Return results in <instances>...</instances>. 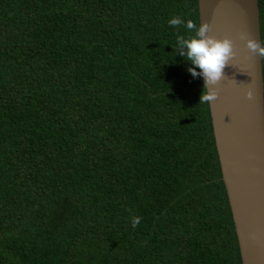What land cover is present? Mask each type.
Masks as SVG:
<instances>
[{
  "label": "trees",
  "instance_id": "obj_1",
  "mask_svg": "<svg viewBox=\"0 0 264 264\" xmlns=\"http://www.w3.org/2000/svg\"><path fill=\"white\" fill-rule=\"evenodd\" d=\"M174 15L198 0H0V264H243Z\"/></svg>",
  "mask_w": 264,
  "mask_h": 264
},
{
  "label": "water",
  "instance_id": "obj_2",
  "mask_svg": "<svg viewBox=\"0 0 264 264\" xmlns=\"http://www.w3.org/2000/svg\"><path fill=\"white\" fill-rule=\"evenodd\" d=\"M200 23L210 35L229 36L237 55L215 85L210 105L216 144L243 264H264V73L263 58L239 38L262 37L259 0H198ZM254 96L249 99L247 90Z\"/></svg>",
  "mask_w": 264,
  "mask_h": 264
},
{
  "label": "clouds",
  "instance_id": "obj_3",
  "mask_svg": "<svg viewBox=\"0 0 264 264\" xmlns=\"http://www.w3.org/2000/svg\"><path fill=\"white\" fill-rule=\"evenodd\" d=\"M168 24L172 27L183 24L192 33L188 37L177 34V53L193 65L188 68L192 77H202L204 80L199 104L211 105L219 95L214 86L225 78L224 68L237 55L234 40L229 36L218 38L210 35L211 25L208 22L202 21L197 25L192 19H188L185 23L182 17L174 15L169 19ZM239 38L246 42V47L252 53H258L261 58H264V37L257 40L250 37L248 32L241 31ZM246 95L249 99L253 98L252 88L247 90ZM140 221L141 217L138 215L131 217L133 227H137Z\"/></svg>",
  "mask_w": 264,
  "mask_h": 264
}]
</instances>
